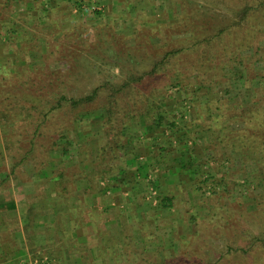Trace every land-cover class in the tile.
Wrapping results in <instances>:
<instances>
[{"label": "rangeland", "instance_id": "374dc122", "mask_svg": "<svg viewBox=\"0 0 264 264\" xmlns=\"http://www.w3.org/2000/svg\"><path fill=\"white\" fill-rule=\"evenodd\" d=\"M75 1L0 0V231L13 232H5L6 252L19 247L0 264H264V0H81L80 9ZM175 15L178 28L160 26ZM160 34L185 48L173 63L180 84L165 85L175 76L171 70L156 87L146 85L164 51ZM239 56L241 64L231 60ZM123 84L113 94L112 124L105 123L101 106ZM95 88L94 101L63 106V136L55 138L46 166L25 162L12 173L19 157L14 142L39 157L59 127L50 118L55 128L41 125L31 148L30 133L55 103L51 93L78 98ZM157 90V111L167 123L142 134L153 117V111L144 116L148 97ZM209 99H218L209 103L216 121L205 113ZM135 105L141 113L133 117ZM228 114L238 119L225 120ZM229 125L241 136V151L229 145L235 134L216 140ZM109 128L115 135L106 136ZM84 180L87 190L80 191ZM16 192L22 203L46 197L55 207L41 224L49 226L54 253L22 245L30 236L45 239L36 238L35 216L26 214L21 224L13 215ZM165 196L171 206L160 203ZM71 199L79 204L72 215L62 208ZM71 219L83 230L70 233ZM93 224L94 231L87 227ZM65 243L77 245L79 261H70ZM48 252L52 257L41 256Z\"/></svg>", "mask_w": 264, "mask_h": 264}, {"label": "trees", "instance_id": "16d2710c", "mask_svg": "<svg viewBox=\"0 0 264 264\" xmlns=\"http://www.w3.org/2000/svg\"><path fill=\"white\" fill-rule=\"evenodd\" d=\"M3 1L4 2L2 4H6L7 5L10 0H3ZM50 1H52V0H50ZM82 3L83 2L81 0H77V1L74 2L75 6H77L79 9L81 8V4ZM6 5H4V6H6ZM175 19L176 20L165 22L164 24H161L160 26H162L164 28H167L168 30L169 29L178 28L180 26L181 19H180L179 15H177V16L175 15ZM224 29L225 28H222L221 31H218V33L216 34L215 38L220 39V35L222 34V31ZM177 31H179V29H177ZM157 37L159 38L157 44H159V46H161L164 51L162 52V56L159 59L155 60L152 63L151 67L148 69L146 76H148L149 82L146 85H149V83H150V84H153L156 87L157 86L156 81L159 80V77H161V74H164V73L167 74V71H171V70H174V75L175 76H173L172 80H171V78H168V81L166 82L165 85L174 86L176 84H180L181 83L180 77H181L182 73H180L181 71H179V68H175L174 67L175 64H173V63L175 62L174 56L177 55V54L182 53L185 48H180V46H176V44L173 41H171L170 38H168V36H166V35L162 36L160 34ZM144 41H146V36L144 38ZM220 44H221V42L217 43L215 45L217 49L219 48ZM211 54H216V50L211 49L210 52H209V55L211 56ZM205 58L207 59V57H205ZM231 60L234 61V62L237 61L239 64H241V56L233 57ZM202 63H204V62H202ZM227 65L228 64H226V65H224L222 67H226ZM235 66H237V65H235ZM208 67L209 66H205V70ZM205 70H204V73L206 71L207 72L209 71V70H206V71ZM214 75L215 74L213 73L212 76H214ZM138 78H140V77H138ZM212 79H210V80H212ZM200 84H201V87L204 86L203 81H201ZM125 86L126 85L123 84L119 88L113 89V92L109 93V95L106 97L105 105L101 106V107H103L104 110H106L105 111L106 113L104 114L105 116H103V118L105 120V123L108 122V124H112V119L114 117V115H113L114 114V102L116 101V98H115V96L113 94L115 92H121V88L125 87ZM201 87H198V89H201ZM157 89H159V88L157 87ZM99 92H100L99 88H95V89L92 90V92L90 94L85 95V96H80L78 98L68 97L65 93H60V94H57L56 92L51 93V97L53 99H55V103L53 105H51L49 107V109L46 110L45 113H43L44 117L42 119H43V121H46V122H44V123L40 122V123L36 124V127L34 128V130L30 133L31 134V138H30V142H31L30 146H31V148L34 147V143H36L35 142L36 138H37L38 134L41 132V125H45L48 122L49 123V127L48 128L50 129L49 131H51V130H53V128H55L54 127L55 123H53V121H51V120L48 121L50 118L52 120L56 119L59 122V127L54 129L52 131V133L49 134V135H51V137H49V142L47 141L45 144H43L44 145L43 147H41V148L39 147L41 149V152H42V155L39 156V157H30L29 156L30 151L24 152V153L20 152L19 149H17L18 148L17 147L18 144H15V142H14V145H16V146L12 149L13 155L14 156L19 155V157H14V159L17 162L13 163L11 172L14 173V167H16V166L18 167L21 164L23 165V163H25V162H27V164L28 165L30 164L31 166H36V167L40 166L41 168L45 167L46 166V162L48 161V155L51 152V150H53V146L56 143V139L61 138L63 136L62 133L60 132L62 129H64L62 123H63L64 116H65V113H66V112L63 111V106L68 104L69 106H72L73 109H75L76 107H80L83 103H89L91 101H94V99L97 97ZM157 94H158V90L155 91V93L153 91L150 94L152 96H149L150 98L148 97V99H151V102H147V99H146V102L148 103V110L144 111L145 119H147L146 115L148 113L150 114L152 111H153V113L151 115L153 117L150 119V121L148 123H145L146 126L143 128V132L141 131L142 134H145L148 131V129H151V128L154 129V127L155 128L156 127H160L161 125L165 126V124L167 123V122L165 124L163 123L164 117H163V115L160 112L157 111L158 100L155 98ZM210 100L211 99H209L206 102L207 105L205 106V110H206L205 113L208 114V116H209L208 118H210V119L213 118V120L216 121L217 119H219V114L217 112V114L214 116L213 109L211 107H209V103L212 101V100L211 101ZM217 100L218 99H216L215 101L213 100L212 102H217ZM148 101H150V100H148ZM228 102L231 104L230 105L231 107H233L234 105H238V104H236V102H233V103H231V101H228ZM134 103H136V100H134ZM152 104L154 105V107L151 106ZM239 106L240 105H238L237 107L234 106L235 108L233 107L232 110L240 108ZM138 110H139L138 107L135 105L133 110H132L133 111V113H132L133 117L137 116V114L141 113V112H139V113L136 114V111H138ZM128 112H131V111H128ZM200 112L201 111H199V110L195 111V117L196 118L198 117L200 119V116H199ZM126 115H127V113H126ZM220 115H222V114H220ZM239 115L241 116V114H239ZM222 117H225V114H223ZM226 119H228V120H237L238 116L236 114H228L227 117L225 118V120ZM148 125H150L151 128H147ZM174 126H175V124H174L173 121L168 123V127L171 128L170 129L171 131L174 128ZM122 127L126 128V127H128V125L124 126V124H123ZM206 127L210 128V131H213L209 124L208 125L206 124ZM236 131L237 130H233L230 125L228 127L224 128V129H221L219 131V133L217 134V136H216L217 142L218 143H225V141L228 140V139H226V135L229 138V135H234L235 134L237 136L232 137L229 145L230 146L232 145V147H234L235 149L241 151V147H240L241 146V143H240L241 142V136ZM115 133H116V128H109V129H107L106 136L110 137V136L115 135ZM108 142L109 141H107L106 144H108ZM36 144H39V143L37 142ZM10 148H12V147H10ZM31 148H29V150H31ZM68 151H69L68 148L63 147L61 152L63 154H65V153H68ZM101 151H102V154H105V152H106L105 151V146L102 147ZM105 155L107 156V154H105ZM58 176L64 178L63 177V171L61 169L59 170ZM106 189L107 188L104 187V190H106ZM171 202H172L171 198L167 197V196L163 197L160 200V203L163 204L164 206H167V207L171 206V204H172ZM26 229H27V225L25 224L23 226V230L26 231ZM5 232H8L9 235H11L13 233V232H9L7 230L0 231V258L10 256V254H11L10 252L15 251L17 248H19V247L15 248V249L12 248V250L9 253L5 251L4 246H5L6 240L3 242V239H5L6 234H7ZM127 245H128V242L126 241V242H124L122 247L124 248ZM47 254L50 255L49 257H52L51 253L48 252ZM177 260L178 259L162 260V264H176L175 262H177ZM8 262H9V260H8ZM14 263L15 264H19L18 262H14ZM177 264H179V263H177ZM182 264H184V263H182Z\"/></svg>", "mask_w": 264, "mask_h": 264}, {"label": "crops", "instance_id": "0c3cea01", "mask_svg": "<svg viewBox=\"0 0 264 264\" xmlns=\"http://www.w3.org/2000/svg\"><path fill=\"white\" fill-rule=\"evenodd\" d=\"M81 184H83L82 185V187L80 188V191H84V190H87V185H88V183L87 182H85V180L84 181H81ZM16 186V185H15ZM18 188V186H16V189ZM50 186H49V190H50ZM50 191H52V188H51V190ZM50 191H48V193L50 192ZM88 192H90V191H88ZM46 193V192H45ZM96 194V192L95 193H92L91 195H90V200H96L95 198V195ZM112 195V194H111ZM22 196L20 195H18V193L16 192L15 193V196H14V199H15V201H13V202H11V208H13V215H17V217L19 218V221H20V223L22 224V223H26L27 222V219H25V215L26 214H30V215H33V216H35L34 218H35V220H34V224H35V226H33V230H35V231H37V232H35V233H37V234H41V235H37V234H35L36 235V238H40V239H45V241L44 242H37V241H35V239L33 238V236H30V239L26 242V240H24V242L22 243V245H24L26 248H33V247H38V248H41V247H49L48 246V240L47 239H49L51 236L49 235V231H50V229H48L49 228V226H46V227H43L44 225H41L44 221H45V215H47V214H49V215H53V209L55 208V207H51V206H49V201H48V198L46 199V197H45V199L44 198H39L38 200L37 199H35L34 200V202H33V200L32 201H30V203L28 204L27 202H23L22 203V200H23V198H21ZM25 197V196H24ZM26 199V198H25ZM76 199V198H75ZM75 199H71V201L69 200L68 202H66V203H63L62 204V208L64 209H67L66 210V212H69L71 215L72 214H76V212H79L78 211V208H79V204L76 202V200ZM19 201V202H18ZM22 203V204H21ZM27 203V204H26ZM19 204V205H18ZM92 204H95V203H92ZM115 204H116V201H115V198L113 197V201H112V206H114L115 207ZM78 207V208H77ZM37 208H40L41 209V211H37V212H35L34 210L35 209H37ZM52 209V210H51ZM28 210V211H27ZM79 216H78V221H79ZM110 222V221H109ZM109 224V223H108ZM80 224H78V222H76L74 219H71V221H70V224H69V226H68V231L70 232V233H75V234H77V232H79V231H82L83 230V227H81V226H79ZM94 225V224H93ZM114 225V224H113ZM110 226V225H109ZM88 228H92V230L94 231V229H95V225L94 226H92V225H89V226H87ZM49 230V231H48ZM51 232H55V231H51ZM21 233H22V236H23V239H25V235L23 234V230L21 229ZM49 235V236H48ZM70 234H67V237H75V236H73L72 234H71V236H69ZM19 236V235H18ZM79 242V241H78ZM46 243V244H45ZM45 244V246H43ZM7 246V245H6ZM53 246V245H52ZM65 247H66V251H67V255L68 256H71V257H73V259H71L70 261L71 262H76V261H79V259L81 258L80 257V252H78V249H77V245L75 246V245H72V244H68V243H65ZM4 248H5V246H4ZM68 249V250H67ZM44 250H46V248L44 249ZM49 250L50 251H52V253H54L53 252V248L52 247H49ZM22 253H24V251H21V254ZM29 257V256H31V254H26V257ZM41 256H43L44 258H47V256H49L48 254H46L45 253V255H42L41 254ZM76 256V257H75ZM34 261H35V259H33Z\"/></svg>", "mask_w": 264, "mask_h": 264}]
</instances>
